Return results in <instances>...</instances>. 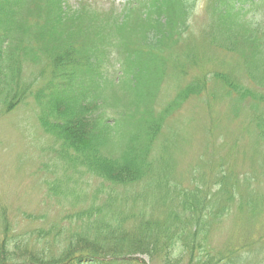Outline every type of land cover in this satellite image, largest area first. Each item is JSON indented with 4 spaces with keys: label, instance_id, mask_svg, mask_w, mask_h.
<instances>
[{
    "label": "rangeland",
    "instance_id": "obj_1",
    "mask_svg": "<svg viewBox=\"0 0 264 264\" xmlns=\"http://www.w3.org/2000/svg\"><path fill=\"white\" fill-rule=\"evenodd\" d=\"M43 1L45 6L49 2L53 4L52 0H37L38 3ZM66 1L68 8L77 9L85 0ZM88 1L93 11L101 14L109 12L111 2L122 0ZM113 5L115 10L120 8ZM193 9L188 30L180 36L181 40L165 41L156 55L163 59V73L154 90L153 110H149L155 119L162 115V126L151 154V175L139 183L112 185L86 168H71L55 152L57 141L43 131L39 122L40 107L33 97L9 112L0 105V241L8 238L5 248L12 249L15 257L8 264L28 263L26 254L29 252L45 260L55 259L72 244L75 246L73 256H76L72 264H97V258L91 256L95 250L92 246L111 244L109 238L112 236L107 238L108 230L102 227L105 221L111 229L119 225L114 232L119 240L130 239L118 241L120 246L135 240L139 233L136 226L161 223L175 215L179 217L175 223L182 227L189 214L185 211L187 208L182 209V201L196 188L200 189L201 198L205 197L201 206L204 212L214 197L230 199L222 203L225 211H211L210 218L205 217V223H199L201 244L195 258L200 261L207 251L215 256L227 252L219 264H264V132L255 122L256 117L264 116L261 113L264 63L254 76L249 74L244 63L251 46H245L243 53L220 50L216 44L227 42L226 35L231 30L222 24L218 15L209 13L206 0H196ZM252 16L262 17L258 20V31L264 32V3L254 6L246 18ZM71 17L76 19L77 27L87 26L86 33L82 34L87 38L92 35L90 32L103 30L118 43L119 36L124 41L118 33L122 31L119 28L126 27V37L138 42L146 29L139 23L136 25L135 16L117 25V33L112 32L111 27L101 28L107 24L102 15L96 21L89 19L87 22L82 14L73 12ZM135 27L140 29L136 32ZM261 51L264 54V46ZM111 57L112 61L105 62L111 73L104 91L115 86L112 81L119 75L120 62L114 48ZM43 63V58L37 63L24 62L23 79L34 81V85L45 83L37 79L38 72L45 66ZM214 73L226 75L241 89L255 93V97H241L230 91L213 76ZM127 75L125 69L121 76ZM205 76L207 87L200 95L190 96L178 107L164 112L181 88L194 78ZM119 86L108 89L105 95L120 96L125 102L126 87L121 83ZM121 111L119 106L107 108L108 114ZM132 128L141 130V119ZM158 174L162 183L160 188H155L148 181L158 179ZM219 189L222 194L218 193ZM5 222L9 231H5ZM204 229L210 230L204 235L205 241L202 240ZM76 238L83 239L80 242L85 241L86 246L78 249ZM179 246L173 247L170 257L178 254ZM154 247L144 252L136 249L134 253L124 254L128 255L124 259L120 256L115 261L107 255V260L109 264H160L166 250L163 246ZM111 250L102 251L111 254ZM188 257L184 253L182 264Z\"/></svg>",
    "mask_w": 264,
    "mask_h": 264
},
{
    "label": "trees",
    "instance_id": "obj_2",
    "mask_svg": "<svg viewBox=\"0 0 264 264\" xmlns=\"http://www.w3.org/2000/svg\"><path fill=\"white\" fill-rule=\"evenodd\" d=\"M195 1L127 0L118 10H115L117 8L112 4L109 12L100 14L93 11L88 0L80 2L77 9L68 8L66 0H52L53 4L49 2L46 6L44 1L38 3L37 0H0L2 109L9 112L28 97H33L40 107L39 122L43 131L57 141L58 148L55 152L61 159L67 161L71 168L78 166L86 168L112 185L127 186L143 181L151 175L153 167L151 154L162 126V115L155 119L151 113L154 90L162 79L164 65L163 59H158L156 55L162 50L165 41L177 40L188 30ZM206 2L209 13L218 15L222 24L231 30L230 34L226 35L227 42L221 41L216 45L223 51L239 50L241 53L245 46H251L244 65L247 72L254 76L260 64L264 63V54L261 51V47L264 46V32L258 31V20L262 17L252 16L248 19L246 15L254 6L264 3V0H206ZM61 4L65 5V8ZM31 10L36 13H32ZM73 12L76 15H84L85 22L89 19L96 21L99 15L104 16L103 20L107 24L101 28L111 27L112 32L117 31V25L124 19L135 16L136 25L139 23L146 28L144 37L142 32L141 42L128 36L127 39V28L124 27L119 28L122 31L118 33L124 37L123 41L118 35L121 39L119 43L103 30L90 32L92 35L89 34L87 38L82 35L86 33L84 31L87 26L82 29L77 27L76 19L71 17ZM135 29L137 32L140 28ZM212 41L215 44V38H212ZM113 48L118 54L120 69L119 75L117 74L112 81L115 86H109L107 90L120 88L118 83H121L128 93L125 102L117 95L115 98L106 96L107 90L104 91L111 73L105 67L108 66L105 62L113 60L111 57ZM189 57L194 59L191 53ZM40 58L44 59L45 66L38 72L37 79H43L45 83L34 85V81L26 82L23 79L24 62L37 63ZM125 69L128 70L126 77L121 76ZM213 76L241 97H255L253 95L255 93L241 89L226 75L214 73ZM207 82L206 76L188 82L176 93L164 112L178 107L190 96L200 95L207 87ZM116 106L121 107L122 111L108 114L107 108ZM143 113L145 116L142 117ZM137 114H140L139 118L136 117ZM140 119L141 130H133L132 127ZM255 122L264 132V116L256 117ZM258 135L260 136V133ZM157 178H151L148 184L160 188L162 181L159 174ZM220 192L221 189L218 190V193ZM229 199L230 197L227 199L222 197L218 200L214 197L213 201H209V209L204 212L201 206L205 197L201 198L200 189L196 188L189 195H185L182 201V209L187 208L185 211L188 210L189 213L183 220L182 227L175 223L179 219L175 215L161 220V223L136 226L139 233L135 240L121 246L118 241L130 239L125 237L119 240L114 233L119 225L111 229V226L107 225L108 222L103 220L105 223L103 222L102 227L108 230L106 237L112 236L109 238L111 244L106 246L93 244L95 250L91 256L97 258V264L99 262L109 264L107 255L113 258L111 261H115L120 256L124 259L128 256L124 254L134 253L136 249L144 252L146 248L154 249V246L158 245L166 250L160 264H182L185 261L184 253L189 256L185 264H219V261L225 259L227 252L215 256L206 250L205 257L200 261L195 258L197 247L201 244V241H198L199 223L204 224L203 218H210L211 211L217 213L225 211L222 203ZM4 227L5 231H9L6 222ZM208 231L210 230L203 234V241ZM7 239L1 240L0 264H8V261L15 259L12 249L5 248ZM81 240L83 239L76 238L79 242L76 243L79 244L78 249L86 246V242H80ZM160 241L162 243H159ZM175 245L176 247L180 245V250L177 255L170 257L169 253H172ZM73 246L72 244L55 259L51 257L45 260L42 256L29 252L26 254L29 258L26 264H72L76 257L73 256L75 252ZM105 249H112V253L103 252ZM150 251L148 252L151 253Z\"/></svg>",
    "mask_w": 264,
    "mask_h": 264
}]
</instances>
